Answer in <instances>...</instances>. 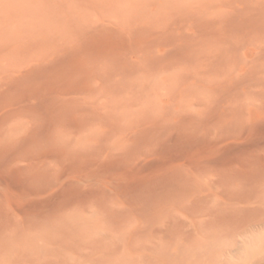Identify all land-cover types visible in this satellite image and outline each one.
Here are the masks:
<instances>
[{"label":"rangeland","instance_id":"374dc122","mask_svg":"<svg viewBox=\"0 0 264 264\" xmlns=\"http://www.w3.org/2000/svg\"><path fill=\"white\" fill-rule=\"evenodd\" d=\"M228 263L264 264V0H0V264Z\"/></svg>","mask_w":264,"mask_h":264},{"label":"bare ground","instance_id":"6f19581e","mask_svg":"<svg viewBox=\"0 0 264 264\" xmlns=\"http://www.w3.org/2000/svg\"><path fill=\"white\" fill-rule=\"evenodd\" d=\"M248 220H250V219H248ZM250 221H251V220H250ZM248 223H249V222H248ZM248 223H247V224H248ZM247 224H246V225H247ZM245 230H246V229H245ZM245 230H244V231H245ZM236 239H237V238H236ZM243 243H244V242H243ZM243 243H242V244H243ZM243 245H244V244H243ZM241 246H242V245H241ZM241 248H242V247H241ZM238 249H239V248H238ZM238 249H237V250H238ZM239 251H240V250H239ZM236 252H237V251H236ZM246 261H247V260H246ZM228 264H229V263H228ZM255 264H256V263H255Z\"/></svg>","mask_w":264,"mask_h":264}]
</instances>
